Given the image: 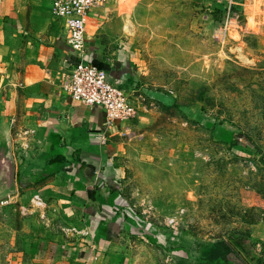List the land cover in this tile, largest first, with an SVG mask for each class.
Segmentation results:
<instances>
[{
	"label": "rangeland",
	"instance_id": "rangeland-1",
	"mask_svg": "<svg viewBox=\"0 0 264 264\" xmlns=\"http://www.w3.org/2000/svg\"><path fill=\"white\" fill-rule=\"evenodd\" d=\"M137 13L122 42L137 113L101 172L134 243L116 264H264V0H143ZM221 243L233 251L210 260Z\"/></svg>",
	"mask_w": 264,
	"mask_h": 264
},
{
	"label": "crops",
	"instance_id": "crops-1",
	"mask_svg": "<svg viewBox=\"0 0 264 264\" xmlns=\"http://www.w3.org/2000/svg\"><path fill=\"white\" fill-rule=\"evenodd\" d=\"M142 1L107 0L87 25V60L127 93L137 62L122 42L136 38ZM52 4L0 0V264H116L134 243L120 239L131 226L101 172L127 124L108 130L100 110L62 90L76 58Z\"/></svg>",
	"mask_w": 264,
	"mask_h": 264
},
{
	"label": "built area",
	"instance_id": "built-area-1",
	"mask_svg": "<svg viewBox=\"0 0 264 264\" xmlns=\"http://www.w3.org/2000/svg\"><path fill=\"white\" fill-rule=\"evenodd\" d=\"M107 0H53L52 15L64 23V41L76 61L70 66L62 90L73 100L100 110L108 130L116 122L128 123L136 107L127 91L86 58L87 25L92 11Z\"/></svg>",
	"mask_w": 264,
	"mask_h": 264
},
{
	"label": "trees",
	"instance_id": "trees-1",
	"mask_svg": "<svg viewBox=\"0 0 264 264\" xmlns=\"http://www.w3.org/2000/svg\"><path fill=\"white\" fill-rule=\"evenodd\" d=\"M225 250V251H223ZM233 251V248L228 243H221L217 245L214 249H212L208 256L210 260H215L218 256L226 255L227 253ZM224 259V258H223ZM216 264H234L232 262H229L228 259H225L224 262L220 260H216Z\"/></svg>",
	"mask_w": 264,
	"mask_h": 264
}]
</instances>
